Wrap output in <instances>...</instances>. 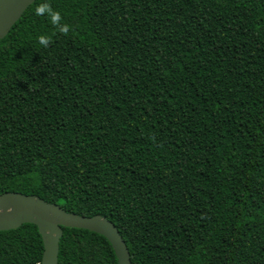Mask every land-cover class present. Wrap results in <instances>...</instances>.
<instances>
[{
  "label": "trees",
  "instance_id": "1",
  "mask_svg": "<svg viewBox=\"0 0 264 264\" xmlns=\"http://www.w3.org/2000/svg\"><path fill=\"white\" fill-rule=\"evenodd\" d=\"M48 2L68 36L35 0L0 40V195L105 217L131 264H264V0ZM62 231L57 264H118ZM42 252L0 231V264Z\"/></svg>",
  "mask_w": 264,
  "mask_h": 264
},
{
  "label": "water",
  "instance_id": "2",
  "mask_svg": "<svg viewBox=\"0 0 264 264\" xmlns=\"http://www.w3.org/2000/svg\"><path fill=\"white\" fill-rule=\"evenodd\" d=\"M35 0H0V40L10 31L23 12ZM23 224L37 227L43 242L40 264H57L62 228L84 229L105 237L111 244L118 264H131L130 254L116 226L103 216L84 217L66 213L56 204L19 193L0 195V231Z\"/></svg>",
  "mask_w": 264,
  "mask_h": 264
},
{
  "label": "clouds",
  "instance_id": "3",
  "mask_svg": "<svg viewBox=\"0 0 264 264\" xmlns=\"http://www.w3.org/2000/svg\"><path fill=\"white\" fill-rule=\"evenodd\" d=\"M34 14L40 17H46L49 19V22L53 25L56 33H59L63 36H68L72 31H74V26L69 25L67 23H61L63 17L60 12L54 10L48 0H42V3L36 6L34 10ZM39 44L48 48L54 41L51 35H40L38 38ZM155 143V138H153ZM161 145L157 144V147Z\"/></svg>",
  "mask_w": 264,
  "mask_h": 264
}]
</instances>
